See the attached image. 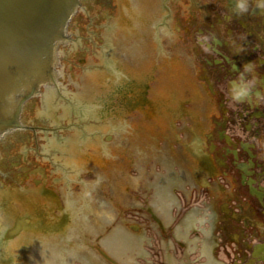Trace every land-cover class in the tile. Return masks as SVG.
Wrapping results in <instances>:
<instances>
[{
	"label": "flooded vegetation",
	"instance_id": "obj_1",
	"mask_svg": "<svg viewBox=\"0 0 264 264\" xmlns=\"http://www.w3.org/2000/svg\"><path fill=\"white\" fill-rule=\"evenodd\" d=\"M57 69L0 137V264H116L71 240L100 200L193 264H264V0H80Z\"/></svg>",
	"mask_w": 264,
	"mask_h": 264
},
{
	"label": "water",
	"instance_id": "obj_2",
	"mask_svg": "<svg viewBox=\"0 0 264 264\" xmlns=\"http://www.w3.org/2000/svg\"><path fill=\"white\" fill-rule=\"evenodd\" d=\"M79 1L0 0V137L19 127L22 107L29 98L38 95L41 87L48 88L55 83L58 47L67 40V24L76 12ZM137 170L139 172L136 171L132 179L137 187H142L140 194L143 197L144 168H140L139 165ZM119 184L118 182L112 184L118 201L122 197ZM165 187L164 184L162 191H165ZM158 194L163 197L160 192ZM137 204L140 205V202ZM92 208L96 210L93 212V215H96L93 219L86 218V213L83 211L80 216L83 220L80 218L73 220V227L70 230L73 244L77 240L74 234H77L78 230L79 233L80 231L89 233L93 238L101 233V248L106 254L113 253L119 259L118 261L112 254L110 255L116 259V264H147L144 220L138 219L139 222L134 223L136 234L129 232L131 230L128 227H126L127 231L118 224L111 229V222L116 214L113 211V204L100 200L94 203ZM78 220L81 222L79 223ZM127 224L128 221L124 226ZM78 225L82 226V229ZM177 228L178 226L173 228L172 236L173 232L178 239L184 234L186 236L188 230H184L183 234ZM156 237L163 264H187L186 257L191 260H189L191 264L195 260H203L200 251H194L195 248L190 247L189 243L185 250L176 252L175 242L171 241V237H168V240L157 235ZM192 240L189 239V242ZM73 250L86 258L85 264H112L109 261L98 260L83 244L77 243ZM6 253L11 258L17 256L11 245L7 247Z\"/></svg>",
	"mask_w": 264,
	"mask_h": 264
},
{
	"label": "rangeland",
	"instance_id": "obj_3",
	"mask_svg": "<svg viewBox=\"0 0 264 264\" xmlns=\"http://www.w3.org/2000/svg\"><path fill=\"white\" fill-rule=\"evenodd\" d=\"M143 232H144V246H145V255H146L147 264H154V262L157 264H162L161 251L156 235H153L154 233L148 232L146 236L144 228H143ZM154 237H156V239H154Z\"/></svg>",
	"mask_w": 264,
	"mask_h": 264
}]
</instances>
